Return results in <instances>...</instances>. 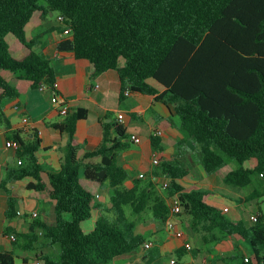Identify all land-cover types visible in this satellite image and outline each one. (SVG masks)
<instances>
[{"label": "trees", "instance_id": "16d2710c", "mask_svg": "<svg viewBox=\"0 0 264 264\" xmlns=\"http://www.w3.org/2000/svg\"><path fill=\"white\" fill-rule=\"evenodd\" d=\"M52 13L62 15L63 32L69 30L68 37L58 43L60 51L89 60L93 76L116 70L122 98L130 89V94H147L174 108L183 132L175 146L178 153L193 144L206 174L234 163L224 176L226 184L248 187L257 179L264 187V0H0V124L7 123L5 101L19 96L2 70L31 80L34 88L45 83L52 94H59L52 59L35 50L36 43L27 39L25 30L33 17L47 18ZM9 35L24 43L22 56L11 53ZM151 79L165 89L160 91ZM87 115L86 108L69 109L54 125L67 132L70 140L61 169H47L49 185L41 175L45 166L36 155L40 138L25 142L16 132L21 164L10 168L0 185L9 194L6 218L23 214L17 211L10 184L31 176L35 181L27 187L48 192L55 223L49 225L31 214L30 229L17 232L13 243L34 251L40 264H113L138 252L146 242L127 219L124 206L135 214L151 211L166 224L172 204L168 198H176L192 230L206 240L221 242L237 235L248 243L250 257L237 251L229 258L264 264V209L257 210V222L227 217L224 208L229 205L219 207L208 200L218 194L187 190L180 183L190 168L178 157L161 162L155 172L170 178L169 187L163 189L168 197L146 175L131 178L119 164L118 154L132 142L117 119L105 124L97 148L81 154L75 133L78 121ZM173 124L171 117L160 126ZM160 136L151 135L156 151H163ZM250 161L254 166L247 165ZM106 186L111 204L106 210L118 214L115 218L105 216L98 202ZM260 195L264 196V189ZM57 246L56 251L43 248ZM154 247L144 249L156 255ZM186 253L182 246L175 255L182 258ZM0 264H19L15 252L0 250Z\"/></svg>", "mask_w": 264, "mask_h": 264}, {"label": "crops", "instance_id": "0c3cea01", "mask_svg": "<svg viewBox=\"0 0 264 264\" xmlns=\"http://www.w3.org/2000/svg\"><path fill=\"white\" fill-rule=\"evenodd\" d=\"M58 17V13H52L47 18L33 17L26 26V37L28 40L35 41V50L41 51L52 59L57 73L56 87L61 100L65 101L69 109L83 107L88 110L87 117L78 121L75 133V140L80 145V153L83 154L97 148L103 140L105 124L116 121L117 115L123 112L126 115L124 126L128 137L131 139V136L136 134L142 139L141 143L130 141L135 147L139 144L138 146L141 148L146 147V150L141 151L130 146L120 151L118 162L127 169L131 178H137L140 173H144L151 178L152 175H156L155 172L158 167L153 164V153H158L160 163L165 161L163 159L164 152H168L174 157L176 155L175 150L168 151V148L175 147L177 141L183 138V132L179 128V119L175 114L174 108L161 101H155L152 96L142 93L129 94L122 98L121 80L116 70H109L93 76L91 75L89 60L76 58L72 51H60L58 43L62 39L67 38L68 34L63 32L64 24L58 20ZM7 39L11 53L22 56L25 49L24 43L14 35H9ZM3 71L9 73L5 74ZM1 72L12 85L17 87L19 96L6 100L3 105L7 123L0 124V185L9 169L18 166V151L6 146L8 140L15 139L16 132L19 133L25 142H33L36 138H40L41 143L36 155L40 163L45 166L41 175L49 185L47 169L56 171L61 169L70 140L67 132H62L54 126L62 121L64 116L60 113L59 106L53 104V94L50 90L34 88L31 80L18 78L10 71L2 70ZM150 82L160 91L165 89L164 86L153 79ZM130 113H132V116ZM25 117L29 118V124L23 122ZM171 117L175 124L162 128L160 126L161 122ZM128 118L133 120L130 121ZM157 130L163 131L160 136L163 151H156L151 142V135L155 134ZM113 134H115L114 129ZM95 160L99 161L100 159L96 158ZM214 174L208 175L207 180ZM188 176L189 174L186 177ZM32 181H35L34 178L28 176L22 180L14 181L9 187L11 195L16 198L17 211L23 213L15 218L19 216L26 217L21 224L15 223L14 218L10 220L6 218L9 194L0 187V250H13L19 264H35L34 251H31L32 254L28 253L29 250H25L22 244L13 243L9 235L15 233L18 236L17 232L27 233L31 223L34 221L31 217L32 212H37L38 218L49 225L55 223L54 204L48 192L29 189L27 185ZM206 183L201 184L204 185ZM198 185L197 187H199ZM184 187L187 190H191L185 185ZM158 188L163 191L160 186ZM204 189L208 190L207 188ZM18 198L28 203H23V208H21L18 204ZM99 198H101V195ZM241 199L245 200L244 198ZM172 200L173 198H169V203ZM208 200L219 207L229 205L227 207L230 210L225 213L226 215L232 213L235 208V206L228 203L225 197H220L219 195H211ZM101 205L102 209L109 207L103 206L102 203ZM233 219H240V216H235ZM7 227H11L13 230L11 232L7 231ZM232 237L242 241L237 235ZM43 248L45 252L49 251L47 247ZM157 250L158 254L151 255V261L161 258L162 255H160L159 249ZM187 255L186 253L182 259L192 262V257L190 256L187 259ZM250 255L251 249L249 257ZM229 257L231 255H221L224 260ZM218 258L219 253L212 256L211 262L218 260Z\"/></svg>", "mask_w": 264, "mask_h": 264}, {"label": "rangeland", "instance_id": "374dc122", "mask_svg": "<svg viewBox=\"0 0 264 264\" xmlns=\"http://www.w3.org/2000/svg\"><path fill=\"white\" fill-rule=\"evenodd\" d=\"M3 73L6 74L9 72L3 71ZM129 120L132 121L133 119ZM138 145L139 144H137L135 147V145L131 143L132 147L138 148L141 151H144V149L146 150V147L141 148ZM191 146L187 144L188 149H182V151L179 153L175 147L168 148V151L175 150L176 155L174 157H172V155L168 152L163 153V159L165 161H171L173 158L178 157L190 168L189 176L182 179L180 181L181 184L185 185L191 190L199 187L203 189L207 188L208 190H212L216 194L225 197L229 203L235 206V208L232 210V213L227 214V217L235 218V216H240V219L246 223H252L250 216L252 214H256L258 212L257 210H259V207L264 209V196L260 195V191H262L264 187L260 185V181L255 179L248 187H238L226 184L224 182L225 173L236 166L234 163H230L225 168L217 171V173H215L213 176H210L209 180H207L208 174H206L202 169L198 158L199 155L197 148H194L193 144H191ZM254 163V161H250L247 163V165L254 166ZM157 168H159V166ZM204 182L207 183L202 185ZM197 185L199 187H197ZM108 187H105L101 190V198L98 199L105 207L111 206L109 200L110 191ZM158 187L159 186H156L158 192L163 196L168 197L167 191H161ZM240 197L244 198L246 201ZM175 199L174 201H170V203H174L176 201ZM23 203L27 204L28 202L25 200L22 201L20 198H18V204L21 208H23ZM124 208L126 210L127 219L135 224L136 232L144 235L145 241L153 240L155 242V247L153 249H159L160 255L162 256L159 259L156 258L153 259L154 261H151L150 258L152 255V250H145L144 248H141L134 254H128L124 257L116 259L113 264H168L170 258L175 255L176 251L182 246L186 247L187 244L192 246V250L187 249V259L191 256L192 264H242V258L238 260L231 258L224 260L221 258V255L227 254L233 256L237 253V251H241L244 253V256H249L250 248H248V243L239 241V239L235 237H224L221 242H216L213 239L209 241V237L207 238L208 240H206L203 234L192 230L190 226V218L185 213H181L177 219L179 227L185 232L184 237L180 239L175 237L167 229L166 224L154 218L151 211H144L141 214H135L133 213L130 206H124ZM102 212L105 216L107 215L108 218H115L118 215L113 211H107L106 208H103ZM93 214L94 216L98 215L96 211L93 212ZM24 219H26L25 216H19L18 218H14V221L17 224H21ZM121 226H123V224ZM217 235L222 236V234L219 232ZM57 248L58 246L55 249L47 247V250L56 251ZM197 249L199 251L194 253L193 250ZM28 253L32 254L30 250ZM217 253H219L218 260L211 262L212 256L216 255Z\"/></svg>", "mask_w": 264, "mask_h": 264}, {"label": "built area", "instance_id": "2783aa9c", "mask_svg": "<svg viewBox=\"0 0 264 264\" xmlns=\"http://www.w3.org/2000/svg\"><path fill=\"white\" fill-rule=\"evenodd\" d=\"M58 20L60 22H62L64 24V17L62 15H59L58 17ZM65 34H69V30H65ZM39 89L40 90H46L48 89V86L45 84V83H41L40 86H39ZM130 94V89L127 90L126 92V95H129ZM52 102L53 104L59 106L60 108V113L62 115H66L67 112L69 111V106L65 103V101H62L61 100V97L59 94L57 95H54L52 96ZM125 119H126V115L123 113V112H120L118 115H117V122L122 124V123H125ZM23 122L25 124H29L30 123V120L28 117H25L23 119ZM157 135H162L163 132L161 130H157L156 133ZM131 140L135 143H141L142 139L139 135H136V134H133L131 136ZM6 146L9 147V148H14L15 150H18L19 149V143L15 140H8L7 143H6ZM19 164H21V159H19ZM153 164L154 165H159L160 164V158L158 156V153L155 152L153 153ZM140 177H145V174L144 173H140L139 174ZM151 179L153 182L157 183L162 189H167L170 185V178L167 177L166 175L164 176H159V175H152L151 176ZM229 207H225L224 208V213H227L229 212ZM183 211V208L181 206V204L179 202H175V203H172L171 204V209H170V214L166 220V227L167 229L177 238H180L182 239L185 235V232L179 227V224L177 222V219L180 215V213H182ZM32 217H37L38 216V213L37 212H32ZM250 220L252 222H257L258 221V214H252L250 216ZM9 238L11 241H15L16 240V234L15 233H12L11 235H9ZM155 245L154 241L152 240H149V241H146L144 243V248L145 249H151L153 246ZM186 248L188 250H192V246L191 245H186ZM246 260H248L246 258ZM35 264H40V259L38 261H35ZM169 264H192L191 261H188V260H185V259H182V258H178L176 256H173L172 258H170L169 260Z\"/></svg>", "mask_w": 264, "mask_h": 264}]
</instances>
